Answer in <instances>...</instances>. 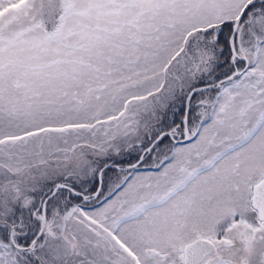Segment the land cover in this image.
I'll return each instance as SVG.
<instances>
[{"label":"snow or ice","instance_id":"snow-or-ice-1","mask_svg":"<svg viewBox=\"0 0 264 264\" xmlns=\"http://www.w3.org/2000/svg\"><path fill=\"white\" fill-rule=\"evenodd\" d=\"M0 264H264V0H0Z\"/></svg>","mask_w":264,"mask_h":264}]
</instances>
